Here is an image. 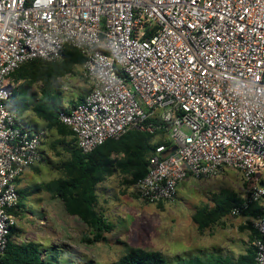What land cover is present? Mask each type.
I'll return each instance as SVG.
<instances>
[{"label":"built area","instance_id":"built-area-1","mask_svg":"<svg viewBox=\"0 0 264 264\" xmlns=\"http://www.w3.org/2000/svg\"><path fill=\"white\" fill-rule=\"evenodd\" d=\"M67 47L84 59L87 94L58 120L83 154L164 129L170 145L133 185L143 202L174 203L187 178L232 169L244 192L230 216L264 210V0H0V258L17 226V180L47 134L10 105V76ZM252 224L264 264V217Z\"/></svg>","mask_w":264,"mask_h":264},{"label":"rangeland","instance_id":"rangeland-1","mask_svg":"<svg viewBox=\"0 0 264 264\" xmlns=\"http://www.w3.org/2000/svg\"><path fill=\"white\" fill-rule=\"evenodd\" d=\"M82 67L72 66L48 85L30 79L31 72H26L17 83L11 80V97L18 105L13 104L18 108L24 104V119L45 128L34 107L45 104L47 96L56 91L54 96L61 109L70 108L71 102L86 92ZM21 87L24 91H19ZM71 138H59L48 131L42 160L36 168L27 169L16 183L17 192L25 191L28 196L12 240L17 245L36 247L43 264H112L130 248L158 251L168 264H185L193 258L212 263L235 260L252 246L247 229L250 219L228 215L204 230L194 221L195 216L213 210L217 201L227 196L241 199L243 179L232 169L211 178H187L180 183L176 201L160 206L143 202L133 190L131 175L116 172L107 177L108 187H97V210L103 213L110 228L102 232L101 240L82 242L83 236L92 238L88 226L68 215L60 200L40 189L42 183L65 178L62 164L69 160ZM119 158L121 154L111 156L112 160Z\"/></svg>","mask_w":264,"mask_h":264},{"label":"trees","instance_id":"trees-1","mask_svg":"<svg viewBox=\"0 0 264 264\" xmlns=\"http://www.w3.org/2000/svg\"><path fill=\"white\" fill-rule=\"evenodd\" d=\"M62 61L45 62L42 60H33L21 65L12 75L10 81L17 83L23 79V75L31 72V78L34 81H41L48 85L50 81L63 71L69 70L72 66L83 65L84 59L74 48L67 47L64 51ZM31 70V71H30ZM12 87L13 84H11ZM25 88H19L24 91ZM56 92V91H55ZM54 92V94H55ZM47 96L45 104H39L34 107L37 118L45 125V130L50 133H56L59 138L72 137L69 141V160L62 164V172L65 178H58L46 183H42L40 189L51 194L54 198L60 200L65 212L70 216L79 218L86 224L90 230L92 238L83 236L82 242L92 243L102 239V232L110 228L102 212L97 210L98 193L97 187L105 177H110L116 172L127 173L131 175L132 184L142 178L147 173L149 158L155 153V149L160 146H169L170 140L168 133L164 129H159L153 134L129 131L118 140H108L90 153L83 154L76 146L75 139L71 130L58 120V113L61 109L60 101L55 96ZM86 94V93H85ZM84 94V95H85ZM11 97L10 105L15 108L18 115L23 117L25 105L17 104ZM84 99L80 97L75 102H71V107H75ZM15 102V104H13ZM18 105V104H17ZM70 110V109H69ZM156 119V120H155ZM151 119L155 124H160L158 119ZM30 129L40 130L37 125L28 123ZM68 143V142H67ZM113 154H121V158L112 160ZM32 169L36 166H32ZM36 170V169H35ZM34 193V192H33ZM18 203L12 211L16 219L20 213L26 209L24 204L27 198V192H17ZM240 203L232 196L217 201L213 210L204 212L201 216L194 217L199 229L204 230L210 224L219 222L222 218L230 215L233 207ZM162 205L161 203L158 204ZM242 217L250 220L264 217V210L258 203L252 204L247 210L242 212ZM17 227V226H16ZM12 228L9 241L4 255L0 258V264H43L38 255V249L32 245H17L12 237L16 235L18 229ZM250 232L249 240L252 241L258 236L257 231L250 222L247 225ZM255 252L253 246L246 248L245 252L239 255L235 260L223 259L212 263H206L198 258L189 259L185 264H256ZM46 264V263H45ZM112 264H168L164 256L158 251H146L142 248H130L121 255Z\"/></svg>","mask_w":264,"mask_h":264},{"label":"crops","instance_id":"crops-1","mask_svg":"<svg viewBox=\"0 0 264 264\" xmlns=\"http://www.w3.org/2000/svg\"><path fill=\"white\" fill-rule=\"evenodd\" d=\"M85 87H86V86H85ZM85 93L87 94V91H86ZM86 94H85V95H86ZM85 95H84V96H85ZM67 109L69 110V109H71V108H67ZM37 122H38V121H37ZM40 122H42V121L40 120ZM42 123H43V122H42ZM40 129H44V128H40ZM44 130H45V129H44ZM45 131H46V130H45ZM46 133H48V132L46 131ZM46 138H47V134H46ZM46 138H45V140H44L42 146L40 147V154H41V159H40V161L42 160L43 145H44V143H45V141H46ZM40 161H39V162H40ZM37 165H38V164H36L35 166H37ZM31 169H32V168H29L28 170H31ZM23 177H24V176H22L20 179H18L17 182H18V181H21ZM108 184H109V183H108V178L105 177V178L103 179V181L99 183L98 187L101 188L103 185L108 187ZM243 185H244V181H243ZM179 186H180V185H179ZM179 186H178V191H177L178 193H177V194H179V192H180ZM240 200H241V199H240ZM229 216H230V215H229ZM240 216H241V215H240ZM254 220H255V219H254ZM251 221H253V220H251ZM251 223H252V222H251Z\"/></svg>","mask_w":264,"mask_h":264},{"label":"water","instance_id":"water-1","mask_svg":"<svg viewBox=\"0 0 264 264\" xmlns=\"http://www.w3.org/2000/svg\"><path fill=\"white\" fill-rule=\"evenodd\" d=\"M172 151H174V149Z\"/></svg>","mask_w":264,"mask_h":264}]
</instances>
